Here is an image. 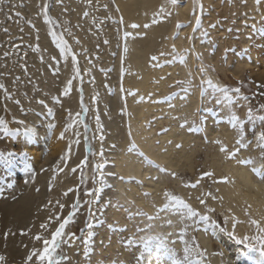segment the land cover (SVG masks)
Returning a JSON list of instances; mask_svg holds the SVG:
<instances>
[{"label": "rangeland", "instance_id": "rangeland-1", "mask_svg": "<svg viewBox=\"0 0 264 264\" xmlns=\"http://www.w3.org/2000/svg\"><path fill=\"white\" fill-rule=\"evenodd\" d=\"M113 1L0 0V85L4 86L0 88V118L5 120L4 127L8 129L5 131L4 127H0V256L5 257L0 264H27L26 258L31 250L37 248L42 251L44 247L43 240H36L35 237L40 235L50 240L52 232L69 216L73 211L72 205L77 202L72 222L66 225L57 249L56 255L61 264H145L144 240L152 236H161L167 241L169 253L172 255L174 250L178 254L172 255L174 261L182 258L184 244L180 216L174 211H159L167 202L165 192L181 196L193 208L209 215L211 221L226 229L220 232L211 226V221L199 220L189 229L188 236L184 238L190 242L195 238L203 252L199 258L202 264H240L245 258L251 261V255H240L241 251H247L245 244H250L255 249L250 253L264 263L260 241L255 239L264 236V232L260 231L264 228L252 223L258 220L250 213L251 206L248 203L235 204L241 209V214L236 216L230 212L227 199L219 194L227 181L236 182L224 171L226 164H239L248 159L253 163L246 165L253 176L263 181L259 184H263L260 187L264 190V145L258 139L259 133L264 132V120L260 119L264 117V72H259V69L256 70L257 75L255 72L253 75V71L247 69L239 78L232 73L237 71V63L250 59L249 40L256 41L257 28L264 26V16L252 21L254 15L250 3L255 7L259 0H220L215 16L223 33L221 44L224 47L218 63L224 74L207 64L195 48V44L200 43L211 46L208 49L211 58L215 57L214 48H219L212 35L216 30L208 14L210 6L207 7L203 0H189L192 8L188 16L191 21L195 18L189 38H195L188 45L201 62V66L194 65L190 71L187 70L190 50L183 46L178 50L174 43L179 29L184 26L179 17L180 7H184L188 0H178L176 4L162 0L172 11V25H175L160 39L162 42L151 56L152 67L154 70L158 68L160 74L152 80L150 87L154 91L149 89L147 98H152L151 104L161 106L147 113L144 124L147 131L152 132L154 150L161 148L163 153L170 151L172 154L187 150L189 154L186 159L183 153L186 162L182 157L176 167L166 170V163L156 161L131 139L120 154L124 158L132 157L147 167L149 174L144 177L148 181L142 177L131 181L129 179L135 177L125 178L106 171L108 166L115 165V161L109 159L114 146L108 140L107 121L103 116L105 100L97 94L93 95L92 91L86 93L84 86L87 84L93 88L97 74L102 72V79L108 80L104 89L109 97L115 94L111 93L115 91L113 86L122 84L124 71L121 64L118 68L117 63L123 46V28ZM53 32L68 43L70 51L67 55L60 52ZM83 33L92 36L93 47L83 43ZM152 57L158 59L154 61ZM77 67L80 78H74ZM109 73L116 78L114 85ZM70 79L72 88L65 96L64 90ZM209 79L213 84L229 89L231 104L224 93L208 86ZM236 88L240 89L239 93L232 91ZM190 97H195V107L188 113H180L179 110L186 107L183 101ZM41 100L44 104L39 103ZM176 101L179 102L177 109L174 108ZM84 108L88 111L85 112ZM48 109L52 112L49 113ZM161 109L163 113H160ZM249 109L252 110L251 119ZM69 112L72 113V120L76 119V113H80L81 122L75 123L61 139L60 133L70 122ZM117 115L124 116L120 108ZM233 115L239 117L237 128L229 122ZM97 116L102 129L97 126ZM19 121H24V124ZM49 124L55 125L54 130L49 129ZM25 127L35 128V134L25 136ZM173 130L176 133L183 131L191 141L187 140L188 144L183 145L175 138L162 140ZM223 130L231 134L230 139L222 136ZM69 139L74 141L71 143L74 148L70 150ZM39 146L40 155L37 152ZM222 147H226L227 151H221ZM237 148L240 151L233 156ZM33 149H37L36 152ZM32 152L36 155L33 156ZM212 162L217 164L212 165ZM204 173L210 175L205 176ZM113 178L116 180L113 181ZM149 180L153 181V186L156 185L151 192L144 185H148ZM197 181L199 183L195 188L186 186ZM121 182L124 199L117 192V185ZM128 183L138 186L153 206L152 213L128 197ZM241 187L246 192V187ZM137 196L138 193L135 194ZM199 198H203L205 204H200ZM257 198L254 196L252 200L256 202ZM22 200L28 202L26 215L16 217L14 208L18 209ZM60 205H64L63 209ZM209 208L215 211L208 212ZM254 211L260 214L258 210ZM148 216L159 218L149 220ZM239 220L249 224L246 232L236 237H248L249 241L245 244H237L236 239L228 235V232H233L230 229L237 227L234 225ZM42 224L46 227L42 228ZM203 239L207 245L202 244ZM31 264H40V261L34 257Z\"/></svg>", "mask_w": 264, "mask_h": 264}, {"label": "bare ground", "instance_id": "bare-ground-1", "mask_svg": "<svg viewBox=\"0 0 264 264\" xmlns=\"http://www.w3.org/2000/svg\"><path fill=\"white\" fill-rule=\"evenodd\" d=\"M203 1H204V4L205 3L207 4V7L210 6V7H208V14L210 15L209 17L211 19H213V22L211 21V23L214 24L215 30H216L215 32H212V35L214 36L215 40L218 41L219 48H214L215 57H212V58L209 57V53H208V49L211 47V46L209 47V45L201 44V43L195 44L196 52L198 54H200V56L202 58H204V60L207 64H211V66H213V67L215 66L217 71L220 70V72H222L223 69L219 67L218 57L220 56L221 50L224 47L221 44V36L223 33L220 30V25L217 24V17L215 16V11H217L220 8L221 3H220V0H203ZM201 2H202V0H201ZM163 3L164 2L162 0H114L113 1V5H114V7H116L117 17L120 18V21L122 22L121 25L123 28L122 29L123 46L121 48V51L119 50V54L121 53V56L119 57L118 63H117L118 68H119V64H121V69H123V71H124L122 84H120V86L119 85L113 86V87H115V91L111 92L112 95L115 93L113 97H109L107 90L104 89V83L106 82L107 79L106 80L102 79L103 72H102V74H97L96 80H95V85L93 88H91L87 84L84 85L85 89H86V93H89L90 91H92L91 93H93V95L97 94L105 100L104 104L106 105V107L103 106V111H104L103 116H104V119H106V121H107L108 140L110 143H113V146H114V148H112V150L110 151V158L109 159L110 160L113 159L115 161V165L114 166H108L106 171H109L113 174L117 173V176H121V177H125V178L135 177L133 179H129L131 181L136 180V177H139V178L142 177L145 181H148L147 179H145L144 176H145V174L146 175L149 174L147 167H144L140 161H138L132 157L124 158L123 154H120V151L125 148V145H127L131 139H133V141H135L138 144V146H140L146 153H148L156 161H159V163H164V164L166 163V165H165L166 170L167 169L172 170V168L176 167L178 165L177 164L178 160L183 157V153H184V157L186 159L188 157L187 154H189L187 150H184L186 152H182L180 150L181 153L177 152L175 154H172L173 152L169 153L170 151L163 153L161 148L154 150V145H153V141H152V132L147 131L145 124H144L147 113L153 111V108H157V107L161 106V104H158V105L151 104L150 100L152 98H147V92L149 91V89L151 91H154V89L152 87H150L152 80L158 78L157 75L160 74L158 68L155 70L153 69L152 65H154V64H153V61L151 60V56L155 52L156 47L158 45H160V43L162 42V41L160 42V39L162 40V38H164L168 33H170L169 30L171 31L173 29L172 26L175 25V24L172 25L173 17L170 15L172 13V11L168 9V7L166 6L167 4H163ZM250 4L253 7L252 13L254 15L252 21H255V18H259V17L264 16V0H259V3L255 7H254V4H252V2ZM184 5H185L184 7H182V6L180 7L182 9L179 12V17H180L181 21L184 22V26H182L179 29L178 37L175 39L174 43L178 47V50H180L182 46L186 47L190 50V56L188 59L189 65L187 67V70L192 71L193 66L197 65V64H199L201 66V62H200L199 58L197 57L196 52L191 51V48L188 45L189 42L191 43V40L195 38L193 36H192V38H189L190 31L192 30L194 22H195L194 21L195 18L192 19L193 21H191V18L188 16V13L190 12V10L192 8V4L188 0L186 2V4H184ZM161 8H164L166 10V13H170V11H171V13L170 14H164V15H158L160 13ZM154 20L157 22L154 23L153 22ZM190 21H191V23H190ZM263 22H264V19H263ZM134 24L139 25L140 27L133 28L132 25H134ZM145 24L149 25V27L145 28L144 27ZM89 25H87V26H89ZM256 26H257V24H256ZM83 29H84V27H83ZM257 29H258V31H257L256 35L258 36V39L256 41L249 40L248 49L250 51L249 52L250 53V59L245 60L244 62H239L236 64L237 71L236 70H234V72L232 71V73L235 77H238V78L243 77V73L247 69H250V72L253 71V75H255V74L257 75L258 72H256V70H259V69L261 70L259 72H261V73L264 72V26L262 28L259 27ZM120 30L121 29H119V31ZM111 31H109V32H111ZM84 32H86V31H84ZM126 32L130 34L128 37H125V35H124ZM171 33H173V32H171ZM81 38L83 40V43H85L87 46L88 45H89V47L94 46L95 42L92 39V36L89 35V33H83L81 35ZM197 41H198V39H197ZM253 42H254V44H252ZM113 44H111V45H113ZM125 48L127 49V51H125ZM184 63H186V62H184ZM174 65H176V64L174 63ZM177 66H178V64H177ZM236 66H234V67H236ZM205 71H207V70H205ZM185 72H186V70H185ZM254 72H255V74H254ZM206 73H208V75H210V74L213 75L210 71H207ZM258 75H260V74H258ZM94 76H95V74H94ZM213 76H215V75H213ZM110 77H111V79H110L111 83L113 82V85H114V80L116 78L112 77L111 74H110ZM199 77H200V75H199ZM209 77H211V76H209ZM215 78H216V76H215ZM211 79H214V78H211ZM214 81H216V80L214 79ZM127 88H128V90L126 91ZM112 90H114V88ZM161 90L163 91V89H161ZM139 96H141V97L139 98ZM194 98L190 97L189 100L183 101L184 104H186V107L181 109L182 111L179 110L180 113L181 112H183V113L187 112L188 113L189 109L195 107ZM175 103H177L176 104L177 106L174 105V108L177 109L179 107V104H178L179 102L176 101ZM119 108L122 110V112L124 114V116H122V117L117 115ZM179 111H178V113H179ZM173 112H175V111H173ZM160 113H163L162 109H161ZM170 118H172L171 115H170ZM124 123L126 125H124ZM225 130H223L222 136L225 137L226 139H230L231 134L227 133V131H225ZM174 131L175 130L169 132L168 135L162 137L163 138L162 140L165 141L167 139H174L175 138V139H178V143L182 142V144L185 145L187 140H188L187 135L184 134L182 130H181L182 133H179L178 131H177L178 133H176ZM189 140H190V138H189ZM72 142H74V141H71L69 139V146H71L70 149L74 148V144L73 145L71 144ZM172 143H174V142L172 141ZM183 145L180 147L182 148ZM171 148H174V147L172 146ZM186 148L187 147H185V149ZM33 150L35 151L37 149H33ZM175 150H176V148H175ZM37 152L38 153L40 152V146H39V151H37ZM33 153L34 152H32V155H33ZM34 155H36V154H34ZM39 155H40V153H39ZM172 155H174V156H172ZM184 157L182 159L183 161H185ZM45 160H48V158ZM225 161H227V160H225ZM188 164H190V163H188ZM216 164H217L216 162H212V165H216ZM240 164L241 163H239V164L227 163L226 167L225 166L222 167V168L225 167L224 171L226 172L228 177L234 178L236 180V182L232 183V182L227 181V183H226L227 185H225L221 189V191H219V194H221V196H223L227 199L228 202L226 204L229 205V209H231L230 212L236 216L241 214V209H239L237 207V205H235V204H237V203L247 204L248 203L251 206V209L249 210L250 213L258 220L257 222L260 223L259 225H261L264 228V190L261 189V187H260L263 184H261V185L259 184L260 182L263 183V181L259 180L258 177L253 176V174H252L253 172L248 168V166L245 163L242 165H240ZM217 167L219 168V166H217ZM218 171H220V169H218ZM112 180L114 181V180H116V178H113ZM144 185L147 186L146 188L149 192H151V190H154L152 188L154 186H156V185L153 186L152 180H149L148 185L146 183ZM122 186H123L122 182H121V184L117 185V187H118L117 192L122 197V199H124L125 196L123 195ZM241 186H243L244 188L246 187V190H245L246 192L243 191V188ZM128 188H129L128 197L135 199L136 204L143 205V207L147 211L152 213L153 206L150 203H148L147 199L144 197V195H142L141 191H139L138 186H136L133 183H128ZM156 188H158V187H156ZM219 188H221V187H219ZM139 192H140V197H139ZM136 193H138L137 197H135ZM253 195L255 197H259L260 199L257 198V199H255V200H257L256 202L253 201L252 200L254 197ZM26 203H28L26 200H22L20 202V204H21L20 207L18 209L14 208V215L16 217H20L21 214L26 215V206H27ZM254 210H258L260 212V214H258V212L254 211ZM231 216H232V214H231ZM229 222H231V221H229ZM231 223L228 224L229 227H230ZM234 226H237V227L235 229H230V230L233 231V233L236 235V236L234 235L235 237H238V236H241L242 234H244V232H246V228H247V226H249V224L245 220H243V221L239 220V222H237V225L235 224ZM99 232H101V230ZM226 241H228V240H226ZM205 243H206L205 239H203L202 244L207 245ZM226 245H228V244H226ZM98 247L101 248L100 245H98ZM166 249H167V247H166ZM249 255H251L250 256L251 261L245 258L244 260H241L240 264H264L261 260H259V257L257 255H254L253 253H249L248 256ZM144 257H145L144 258L145 260L144 259L143 260H144L145 264H174V262H175L173 259L174 257H172V255L169 253L168 249L167 250L158 249L155 247V244L151 245L150 248L146 249Z\"/></svg>", "mask_w": 264, "mask_h": 264}, {"label": "snow or ice", "instance_id": "snow-or-ice-1", "mask_svg": "<svg viewBox=\"0 0 264 264\" xmlns=\"http://www.w3.org/2000/svg\"><path fill=\"white\" fill-rule=\"evenodd\" d=\"M170 2L172 4H176L178 2V0H170ZM164 14H170V13H166V10L164 8H161L160 13L158 15H164ZM17 15L19 16L20 14L17 13ZM85 15H87V14H85ZM45 16L47 17L46 6H45ZM47 22L51 23L50 20H48ZM153 22L155 23L157 21L154 20ZM197 24H199V21H197ZM132 27L138 28L140 26L134 24V25H132ZM144 27L147 28V27H149V25L145 24ZM52 35H53V38L56 40V43H57L58 48L60 49V52L67 55L70 51L68 43L65 40H63L62 37L57 36V34L55 32H53ZM124 35H125V37H128L130 34L126 32ZM105 43H107V41H105ZM125 51H127L126 48H125ZM173 51H175V48L173 49ZM53 59H55V58H53ZM75 59H76L75 55H73V60H75ZM152 59L155 61L158 58L152 57ZM182 60H186V58H182ZM75 73L76 74H75L74 78H80V69L78 67L75 69ZM207 84L209 87L214 88L216 91L224 93L225 99H228L230 104L232 103L231 98L228 96V93H229L228 88H226V87L221 88L218 85L213 84V82L211 80H208ZM3 87H4L3 85H0V88H3ZM71 88H72V80L70 79L67 83V87L64 90L65 96H67L69 94ZM232 91L239 93L240 89L236 88ZM81 92H82V89H81ZM244 99H247V97H244ZM81 102H82V97H81ZM17 103H18V101H17ZM39 103L44 104V101L41 100V101H39ZM84 111L86 112V111H88V109L84 108ZM48 112L51 113L52 109H48ZM68 115H69L70 122L67 124L64 131H62L60 133L61 139L64 138L65 132H67L70 128L74 127L75 123L81 122L80 121V116H81L80 113H76V119L75 120H72V113L71 112H69ZM248 116L251 119V117H252V110L251 109L248 110ZM260 119L264 120V117H260ZM229 122L232 123L233 128H237V126L239 124V117L233 115ZM18 123L24 124V121H19ZM96 123H97V126L102 129V126L100 125L99 116L96 117ZM5 124H6L5 120L0 118V127H4ZM48 127L50 130H54L55 125L49 124ZM84 127H85V129H87V127H88L87 124H85ZM4 130L8 131V129L6 127H4ZM30 134H35V128L25 127L24 128V135L28 136ZM100 139L103 140V135L100 136ZM258 139H259L260 144L264 145V132L259 133ZM217 143H220V141H217ZM237 143L239 144V143H241V141H237ZM70 147L71 146H69V150H70ZM221 151H227V148L222 147ZM239 151H240V148H237L236 151L232 153V155L235 156ZM240 162L245 163V164L253 163V161L250 159L242 160ZM97 168H99V165H97ZM73 171H75V169H73ZM204 175L208 176V175H210V173H204ZM198 183H199V181H197L194 184L186 185V186L195 188ZM164 196H165L167 202L164 204L163 208L159 209V211L163 212V211L169 210V211L177 212L180 216V223L182 225L181 236H182V242L184 244V247H183L184 255L182 258L176 259L174 264H202L201 259H199V258L203 256V252L200 250L199 244L196 243L195 238H192L191 242H190L189 239H186L184 237L188 236L189 229L192 228L193 225L198 220L204 221V222H210L211 217L207 214L200 213L197 209L193 208L190 203L186 202L185 199L179 195H174L171 192H165ZM199 202H200V204H205V200L203 198H199ZM77 204H78V202H77ZM77 204L72 205L73 211L69 214V216L67 218H65L62 222L59 223V226L55 229L54 232H52L50 240L45 238V237H42L40 235H37L35 237L36 240H43L44 247H43L42 251L40 249L33 248L31 250L30 254L26 258L27 264H31L34 257H36L40 261V264H61V259H58L57 255H56L57 249L60 247V242L64 237L66 225H68L70 222H72V218H73V215L75 214ZM60 207H61V209H63L64 205H60ZM214 211L215 210L212 208L208 209V212H214ZM140 215H147V213H140ZM58 218L59 217H57V219ZM158 218H159L158 216H148L149 220H155ZM252 223L257 225V227L259 228V224L257 221L253 220ZM168 224L171 225L172 221L169 220ZM211 226L214 229L218 228L220 232L226 231L225 228L220 227L218 224H216L215 221H211ZM41 227L44 228V227H46V225L42 224ZM260 231L264 232V229H260ZM74 235L75 234H73V236ZM228 235L230 238L236 239L237 244H245V241H247L249 239L248 237H244L243 239L236 238L234 236L233 232H228ZM255 239L260 241V254H261V257H264V236H258ZM166 243H167V241L163 237L152 236V237L145 238L144 247L147 249V248H150L151 245L155 244L156 248L167 250L166 249ZM245 247L247 248V251H241L240 255L247 256L250 252L255 250L250 244H245ZM172 255L175 256L178 254H176L174 252V250H172ZM221 255H222V253H221ZM4 259H5V257L0 256V262H3Z\"/></svg>", "mask_w": 264, "mask_h": 264}]
</instances>
